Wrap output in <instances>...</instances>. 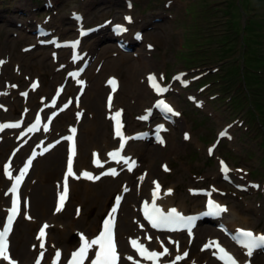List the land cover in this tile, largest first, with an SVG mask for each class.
<instances>
[{
  "label": "rangeland",
  "instance_id": "rangeland-1",
  "mask_svg": "<svg viewBox=\"0 0 264 264\" xmlns=\"http://www.w3.org/2000/svg\"><path fill=\"white\" fill-rule=\"evenodd\" d=\"M129 1L0 0V49H4V52L0 53V61L4 57L3 59L8 64V56L11 55L12 50L21 46L19 63L30 74L28 73L27 77L22 74L19 75L20 88H28L32 78L39 77L44 85V88L36 95V107H39L44 98L49 99L57 84H60L65 77L66 72L60 77L61 73H58V70L62 71V69L50 68L51 71L48 69V65L52 64L50 48L37 46L32 53L25 50L26 46L37 42L34 38L36 26L51 23L55 26V31L52 34L57 33L65 38L75 37L77 29L74 31L75 23L71 18L74 11L84 9L86 13L84 26H96L104 21H122L123 14L129 11ZM131 1L135 7L132 12L133 16L135 20L137 18V24L144 31L146 41L152 42L156 47L151 56L144 55V57L156 67V70L165 75L166 81H169L175 72L188 71L189 74H186L185 77L190 81V85L181 87L175 83L179 88L168 93L169 99L181 110V116L171 126L169 135L166 137L168 145L155 148V145L150 142L132 143L131 150L136 153L141 166L137 173L128 175L129 180H132L134 184L137 174L142 168L150 166V171L157 174L164 185H172L175 193L186 199V208L191 212L203 208L205 195L192 197L190 188H209L211 185H217L225 192L223 201L247 217L248 224H243V226H251L264 231V0ZM254 20L258 26L254 29L260 34H253L254 39L257 40L255 42L250 41L251 36L243 38L246 34L247 24L252 25ZM130 36L126 40L136 44H133L134 49L145 50L144 43L137 45ZM119 39H123L122 36ZM83 42L84 47L91 46L92 42L97 44L91 50L92 59L89 68H92L98 59L102 61L101 64L105 65L112 58L109 54L100 59L105 43H115L109 27L102 34L91 36ZM62 54L65 58V55H69L66 51H63ZM244 60L246 61L245 65L241 68L240 65H243ZM25 64H32L34 70L31 66H24ZM104 65L103 68L100 65L101 73L96 74L90 81L91 89L96 97H98V92L94 88L96 77L98 76L102 80L103 85L105 78L110 75L104 72ZM215 68L218 71H214ZM236 69L240 70L239 74H233ZM197 73H202V78L191 81V77ZM15 74H17L16 70L13 69V63L10 62L7 73L5 71L0 75V88L4 89L5 82H10V79L13 83L19 84L18 78L15 77L18 75ZM118 75L121 80L124 79L122 71ZM137 79L145 85V78L138 77ZM251 82L252 85L250 86L249 83ZM105 93L106 91L102 93V104ZM134 93L143 94L149 98V93H146L144 87L137 92L130 90L128 96L125 95V97H122L124 92L120 91L118 96V98H123L121 105L125 110L126 127L132 131L148 128L147 124L138 120V116L142 113L143 107L150 106L152 100L150 98V102L144 106L146 103H139L138 97L134 96ZM130 96H134L135 101L134 98H129ZM190 96H193V99H190ZM7 100L11 104H17L20 109H25V104L20 101L17 93H9ZM196 100L202 103L201 107H196ZM0 113L6 114L2 110ZM71 113L72 110L69 111V114ZM63 115L64 113L57 117L54 123L56 124ZM17 117L18 114L13 113L7 118ZM231 122L233 126L228 129L229 136H225L220 141L214 156H208L207 146L214 141L217 132ZM103 128L106 130V127ZM107 128L108 137L111 138L110 127ZM66 132L67 128L62 131V133ZM187 132L193 135L192 138L186 136ZM11 133L8 135L12 136L13 133ZM98 133V131L93 133V137L100 143L98 144L101 146L99 150L103 151L101 144L103 142L98 140ZM259 138L262 140L263 148L260 146ZM59 146H57V150L60 149L61 152L63 149L62 162H64L65 145H61L60 148ZM83 150L85 151V148ZM88 157L91 161V153ZM219 157L227 160L233 167L234 172L231 174L233 183L226 182L219 174L217 163ZM5 159L0 154V166L3 165ZM165 164L168 169H171L170 171L162 168ZM250 169L253 172L243 174ZM123 174L116 181H112V184H118L113 193L117 192L118 194L120 191L119 183L125 177H122ZM246 179L247 187L244 190H237L235 183L243 184ZM107 181L110 182L111 180ZM256 181L261 183L259 189L254 187ZM105 182L106 180L100 185L93 184L91 191L94 192V188L102 187ZM80 183L79 188L85 189L87 186L85 182L80 181ZM149 186L150 184L146 185L144 189L147 190ZM6 187L7 183L4 182V176L0 173V189L5 191ZM56 197L57 191L53 197L54 202L52 199L51 211L54 209ZM76 198L77 195L73 193L67 205L71 206L68 212L75 211ZM109 200L111 201V199ZM82 208L89 213L85 226L89 234L95 236L102 224V215L108 209V203H106L105 208L101 209L97 204L84 199ZM65 209L66 207L63 210ZM132 210L133 208L129 212L131 213ZM123 214L124 212L121 211V215ZM132 214L127 215V217L132 218ZM3 215V209L0 207V225L3 221ZM62 221L66 223L68 219ZM29 224L32 223H29L28 218L21 216L16 223L15 238L21 227L25 225L29 227ZM37 228L38 225L32 227V231H30L33 243L38 236ZM79 228L78 226H70V233L64 235L63 246L75 247L80 239ZM210 228L214 227L211 224H203L199 227L198 236L192 242L195 251L199 249L200 244L207 237ZM56 232L53 229L52 235H56ZM216 233L215 231L211 235ZM121 241L122 245L126 239ZM34 255L35 253H33V257ZM262 260H264V252L256 255L254 264H261Z\"/></svg>",
  "mask_w": 264,
  "mask_h": 264
},
{
  "label": "bare ground",
  "instance_id": "bare-ground-1",
  "mask_svg": "<svg viewBox=\"0 0 264 264\" xmlns=\"http://www.w3.org/2000/svg\"><path fill=\"white\" fill-rule=\"evenodd\" d=\"M130 6V5H129ZM130 15V14H129ZM134 21V20H133ZM77 23V22H76ZM78 24V23H77ZM134 25L139 28V25L134 23ZM50 29H52L51 26H49ZM35 37L38 39H43L42 36H39L38 33L35 34ZM97 45L92 42L91 46H87L86 52H87V59L91 60L92 54L91 50L93 49V46ZM4 49H0V53H3ZM33 50L30 52L32 53ZM139 53L137 58L134 53L126 54L124 53L118 45H115L111 42L105 43V45L102 48V56L100 59H103L107 55H111L112 58H110L104 65V72L110 74L111 76H117V74H121V71L124 73V79L121 81L120 89L116 93L115 100L113 102L112 110L113 109H119L123 107L122 101L123 98L128 96V93L130 90H133V92H137V90H141V88L144 87L146 93L150 92L149 98H146L143 94L134 93V96L138 97L139 103H146L144 106H146L150 102V98L154 96L152 90L143 83L138 81V77L143 78L147 74L153 72V70L156 68L152 63L147 61V58L143 56V52L146 51H138ZM21 53V46L15 47L12 50L10 57L11 61L14 64L15 69L17 72H19V75H24L27 77L28 70L21 69V67L17 64H19V59H21L20 54ZM29 53V54H30ZM135 55V56H134ZM4 58V57H3ZM2 58L0 61V67L2 68V72L7 73L8 64L5 62V60ZM9 60V58H8ZM53 64V65H52ZM48 65V69L51 71L50 68H56L58 65L57 60H53V63ZM101 64V61L98 59L96 60L95 64L88 70L87 73H84L81 78L86 79V91L81 96L79 104H76L73 102L72 106V113L69 114V111L67 110L65 114L62 116L60 120L52 127L49 133H38L33 135L26 136L23 140H18L17 137L14 135L9 137L8 133L9 130L0 133V154L3 158H9V160L4 162V165H6L9 162H13L11 164V167L7 169L5 166H0V173L2 175V172L4 176L6 177V181L11 182V180L20 175V167H21V160L23 159V155H26L30 149L32 150L36 144L40 143L43 140H58L60 136H63L65 133H61L66 127H72V129H78L77 133V144H76V153H75V161H74V175L70 177L69 181V188H68V196L66 199L65 205H67V202L69 200V197L75 193L77 195L76 198V211L74 212H68V209H71V206H67L64 211L60 210L59 212L56 211V209L51 212L52 207V199L54 202V195L57 191V201L60 196L62 185H63V173L66 168V159H67V145L64 142H60L59 145H65V160L62 162L63 159V149L60 152V149L57 150V147L53 148L50 152L45 154L42 159H40V156L36 158V161L33 163V166L30 170V172L27 174V183H23L22 190L26 188L25 197L24 200L26 202H29V206L22 208L21 214H26V216L31 217L29 227L26 225L24 227H21L20 232L18 231V234L15 238L16 234V223L14 224L13 230L10 233V249L14 250V259L15 264H28L31 262L33 258L34 251L41 249L40 244L41 240L36 239V242L33 243L31 237H30V231H32V227L37 226L40 224V230L43 227V225L47 224L48 228L46 229V238L44 240V249L46 250V253L49 256L43 255L42 261L40 264H67L68 260H73L74 253L78 252L83 246H84V240H88L89 243L94 239L90 236L89 231L87 227L85 226V223L87 222L88 214L86 211L82 209V203L85 199L86 201H89L93 204H97V206L105 207L106 202L111 197V194L114 189L118 187V184H112L113 178L110 179H103L97 182L96 185H100L105 180L106 182L102 185V187L96 189L94 188V192L91 191L93 189V184L89 183V181L85 182L87 185L84 188H79V178L80 174L83 172H90L89 168L93 169L94 171L100 169L107 161H110L111 155L110 153L115 150L118 144L116 139L114 137L109 138L108 137V128L111 127L110 117L109 114L112 110H108L106 108V97L104 98L103 104V92H108V87L106 85H102V80L97 76L95 81V90L98 92V97H96L94 91H92L91 87L88 84V81H91V78L95 77L96 74L99 72V65ZM70 65H73L71 62V56H70ZM24 66H31L32 64L28 65L25 64ZM23 70V72H22ZM34 70V68H32ZM101 73V72H100ZM63 74V73H62ZM18 75V74H17ZM102 75V74H101ZM61 76V75H60ZM18 78L19 82V76H15ZM20 84V82H19ZM70 85L71 88H68V84H66V90L61 95L60 100L63 96L66 94H69L68 96H71L74 92L79 91V86L77 85L76 79H70ZM143 86V87H142ZM13 83L10 82V84L5 83L4 90H7L8 93H14L13 92ZM44 86L41 84L39 88L34 90H29L28 98L25 103V109L29 108L27 111L25 109H20L17 104H11L8 103L7 105L11 109L10 113L7 115L0 114V122H4L6 120V116H9L13 113L19 114V119H22L25 124H27L29 119H32L36 112L41 109H35V106L37 105V91L40 89H43ZM39 90V91H40ZM136 90V91H135ZM38 91V92H39ZM119 91H123L124 95L121 98H118ZM47 94V93H44ZM130 96L129 98L135 97ZM1 99L7 100V96L2 95ZM70 99V98H69ZM125 99V98H124ZM24 101V99H22ZM48 101V100H47ZM47 101H43V104H46ZM133 101V102H134ZM153 101L151 100V107H152ZM172 105L174 106V112L179 111L176 104L172 102ZM46 106V105H45ZM147 107H143L145 109ZM150 108V107H149ZM46 111V110H45ZM54 111V110H53ZM145 113V111H143ZM75 114V117L73 116ZM143 114V113H142ZM176 114V113H174ZM83 115L84 118L82 120H78L77 116ZM60 116V115H59ZM58 116V117H59ZM5 118V119H4ZM57 118L55 119V121ZM54 121V122H55ZM110 123V124H109ZM1 125V124H0ZM103 127H106V130H104ZM98 133V140L103 146V151L99 152L98 149L100 144L96 138L93 137V133ZM169 132V131H168ZM167 132V133H168ZM36 136L39 137V139H36ZM15 137V138H14ZM53 138V139H52ZM192 138V135H191ZM132 143L128 144L126 147V151L128 154H133L134 152L131 150ZM59 146V148H60ZM85 148V151L83 150ZM156 148V147H155ZM16 151L17 153L12 155L10 154L11 150ZM152 152V151H149ZM89 153L91 155L95 156V162H91L89 160ZM19 154V155H18ZM23 156V157H22ZM97 159L99 160V165L97 164ZM37 164V167H36ZM36 167V168H35ZM145 171L148 172L147 176L145 178L143 187L150 184L155 183L159 184L160 186V192L161 197L159 199V203L166 209V210H172L174 207H177L182 210L184 214L189 213L186 208V199L183 196L177 195L174 193L173 186L168 185L166 188L162 185V183H156L159 182V177L157 174H153V172L150 171V166L144 167ZM7 171L12 173V179L8 178ZM100 173V171H99ZM98 173V174H99ZM128 173H126L127 175ZM107 180H111L108 182ZM122 182V184H120ZM119 185H123V187H129L131 186V189L129 192L125 195V200L123 201L121 208H125L126 211L129 212L131 208H133L131 214L132 216L136 217L137 221H134L133 218L129 219L126 215L119 216L117 220V227H119L118 234L123 238L129 234H134V236L137 238V240H145L149 243L150 247L153 249H158L161 252H164V249H168V253L165 254V259H168L171 256L181 257V261L177 262L176 264H219L215 259H211L210 256H203L201 253H198L197 255H193L195 253V250L191 248L190 242L191 239L187 237V239L184 241L179 234H176L175 236V242L173 245L166 242L164 237L167 235H171L169 233H159L156 231H152L150 235H152V239L150 241L147 240L145 231L147 228L145 224L137 218V213L140 211V206H137V201L140 200L146 195V192L148 190L141 189V191H137V188L135 185H131L129 181V177L125 176L123 178V181H121ZM53 184V185H52ZM26 185V186H25ZM152 186V184H151ZM9 187V186H8ZM114 187V188H113ZM153 187V186H152ZM133 189V191H132ZM170 190V194L167 193V191ZM193 190L192 188L190 191ZM133 192V193H132ZM149 194V192H148ZM10 200V194L3 191V189H0V204L2 203V207L5 212L7 211V201ZM56 201V202H57ZM113 208H111L112 210ZM139 215V214H138ZM63 219H68V222H63ZM226 224L232 229H237L238 227H243L242 224H248V219L244 215L240 213L239 210L235 209L233 206H229L228 210L222 215V218ZM78 221L76 223L72 221ZM78 226L79 232L81 235V238L79 239V242L77 243V246L75 249L70 248V246H63L64 242V235L69 234V228ZM217 226V225H215ZM200 224L196 226V229H194L195 234L197 233V230H199ZM216 228V227H215ZM215 228L208 229V234L215 232ZM251 228V227H247ZM55 229L56 235H52V230ZM143 229V231H141ZM205 233V234H207ZM14 234V243L13 240H11V237L13 238ZM207 234V235H208ZM118 237V235H117ZM214 237L208 236L207 238ZM132 238V237H129ZM170 238V237H169ZM208 241H205L207 243ZM203 243V244H205ZM74 250V251H73ZM233 250H236L233 249ZM99 251L98 246H94L90 248V250L87 253L86 259L84 260V264H93L95 257ZM123 252L128 257L131 254V251L128 247V245H123ZM56 253H59V257H57ZM186 253V255H185ZM256 252H254L253 256H255ZM248 258V257H246ZM57 260L59 262L57 263ZM119 264H134L130 262H123L122 260L119 262ZM261 264H264V260L261 261Z\"/></svg>",
  "mask_w": 264,
  "mask_h": 264
},
{
  "label": "snow or ice",
  "instance_id": "snow-or-ice-1",
  "mask_svg": "<svg viewBox=\"0 0 264 264\" xmlns=\"http://www.w3.org/2000/svg\"><path fill=\"white\" fill-rule=\"evenodd\" d=\"M129 21L131 20L130 17L126 18ZM150 81L153 82V85H155L156 77L150 76L149 77ZM110 84H112L113 88L115 89L116 87V81L111 80ZM157 91H161L159 87H157ZM24 95H27L26 93ZM163 103V102H161ZM109 106H111V100H109ZM168 112H173V109L168 106V105H163ZM120 113H116V116L114 119L116 120V136L121 139L124 143H126V140L123 136L122 133V125L119 120ZM178 115V114H177ZM37 123H39V120H37ZM7 127H19L18 124H5V125H0V131H3L4 128ZM32 129H29L31 131ZM73 136L68 137V139L72 140V149H71V155L69 156V159L67 161V176L64 179V185H63V191L60 194L59 197V205L56 209L57 212H59L63 206L64 203L67 199L68 196V183L67 179L68 176H73V159L75 157V141H74V135L76 130L73 128L72 130ZM187 138V137H186ZM163 143V140L160 141ZM124 143H121L120 147L123 148ZM113 159H116L117 157H120V159H123V157L120 156V152H113L110 153ZM35 157L33 156V159ZM97 164L99 165V160L97 159ZM119 162V161H118ZM124 163H129L128 160H124ZM32 164V159H29L27 161V166L20 172V175L15 178V185L12 187V194L15 196V199L12 200V207L10 209V215H8L6 223L3 226V230H0V259H3L4 261H8V264H15V261L12 260L10 253H9V241L8 237L12 231V227L14 224V221L16 217L20 213V197L18 193L19 186L21 185L23 178L25 174L28 172L29 167ZM133 165L129 166V171H131ZM167 170V169H165ZM8 178L12 179V173L7 171ZM224 171L227 172L228 169L225 166ZM108 174V173H106ZM111 175H116L117 173L115 170H112L110 173ZM83 176L87 179H98L99 177H93L89 173L85 172L83 173ZM160 191V186L159 184L156 185V194L158 195ZM170 194V192H169ZM119 203V198H117V204ZM210 206H212L215 210H218L220 212L227 211L226 208H223L219 205L214 204L213 202H209ZM147 208V206H146ZM116 208L112 209V212L115 213ZM158 212V210H157ZM145 215L148 217V219L151 221L153 227H160L162 225H167V224H173V223H178L179 221L183 220V217L180 216L179 213L176 212L175 209L171 210V214L169 216H164L162 213H158L157 215L153 216L149 214L146 210ZM28 219H31V217H27ZM48 228V225L45 224L41 228L38 239H40L42 242L40 244V248L43 249L45 244L44 240L46 238V229ZM241 235L247 238L248 242L244 245V247L247 249V255L251 256L253 253V250L256 249L257 247H262L264 246V235L256 237L251 231H245L242 232ZM133 247L136 248V250L140 253L141 256H144L145 258L153 261H158L160 254L157 252H148L146 248H144L141 244H139L137 241H132ZM98 246L99 251L95 257V260L93 264H118L119 261V255L116 250V245L114 241V216H109L108 219L104 222V231L99 235L98 238L93 239L90 243L88 240H84V246L77 252L75 253L73 257V264H84V260L86 258V255L90 248ZM216 248L219 252L223 253V256L221 259H224L227 257V264H237L236 260L229 256L223 248H220V246L217 244ZM168 253V249H164V254ZM57 257H59V253H56ZM186 255V253H185ZM43 257V252L40 253V258L42 259ZM37 264H40V261H37Z\"/></svg>",
  "mask_w": 264,
  "mask_h": 264
},
{
  "label": "trees",
  "instance_id": "trees-1",
  "mask_svg": "<svg viewBox=\"0 0 264 264\" xmlns=\"http://www.w3.org/2000/svg\"><path fill=\"white\" fill-rule=\"evenodd\" d=\"M251 20H253V19H251ZM250 20V21H251ZM252 27V28H251ZM255 27H258L257 26V24L255 23V20H254V22H253V24L252 25H250V24H248L247 26H246V34L243 36V38H248V37H250L251 38V40L250 41H253V42H255V41H257V40H255L254 39V37H253V34H258V35H260L259 33H258V31L256 30V29H254ZM249 31H251V32H249ZM251 33V34H250ZM239 74L240 73V70H238V69H236V70H234V73L233 74ZM249 85L251 86L252 85V82L251 83H249Z\"/></svg>",
  "mask_w": 264,
  "mask_h": 264
}]
</instances>
